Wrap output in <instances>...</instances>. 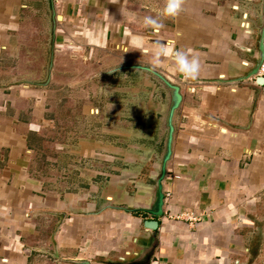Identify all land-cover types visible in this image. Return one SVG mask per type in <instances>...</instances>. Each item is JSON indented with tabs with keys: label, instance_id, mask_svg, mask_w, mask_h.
<instances>
[{
	"label": "crops",
	"instance_id": "1",
	"mask_svg": "<svg viewBox=\"0 0 264 264\" xmlns=\"http://www.w3.org/2000/svg\"><path fill=\"white\" fill-rule=\"evenodd\" d=\"M165 4L55 2L51 78L36 86L25 79L46 76L50 0H0V264H264V87L236 81L256 63L261 0H183L177 17ZM176 51L198 59L194 79ZM130 64L183 96L156 230L147 214L102 209L152 204L165 144L168 94L146 72H109ZM61 92L58 143L49 98Z\"/></svg>",
	"mask_w": 264,
	"mask_h": 264
},
{
	"label": "water",
	"instance_id": "2",
	"mask_svg": "<svg viewBox=\"0 0 264 264\" xmlns=\"http://www.w3.org/2000/svg\"><path fill=\"white\" fill-rule=\"evenodd\" d=\"M50 7H51V16H52V29H51L50 53L46 65V76L42 81H28L30 84L36 86H47L51 78V69H52L53 57H54L53 43H54V35H55L54 34L55 23L57 20L61 19V16L55 12L56 9H55L54 0H50ZM260 17L261 20H260V25L258 27L259 28L258 56L256 59V63L253 66L252 70L248 72L246 77L237 78L236 81H241L251 76H254L256 80V84H258L259 86H263L264 77L258 75V70L264 59V0H261V4H260ZM124 69H128V70L133 69V70L146 72L166 90L168 94V103L163 118V128L165 130V144L163 148V153L160 158L157 175L155 176V188H154V197L152 204L148 208L140 207V208L129 209L124 206H114L111 203H105L102 209L109 207L114 209H121L126 212H133V213L141 212L147 214L151 217V219H146L144 221V226L146 228H149L150 230H156L159 224L158 218L163 215V206H164L163 180L166 175L167 162L170 160L172 154V142L174 136L173 119L176 110L181 104L183 96L181 93V88L177 83H173L172 81L167 79L162 73L149 66H143L140 64L123 65L114 68L109 72H114L116 70H124Z\"/></svg>",
	"mask_w": 264,
	"mask_h": 264
},
{
	"label": "clouds",
	"instance_id": "3",
	"mask_svg": "<svg viewBox=\"0 0 264 264\" xmlns=\"http://www.w3.org/2000/svg\"><path fill=\"white\" fill-rule=\"evenodd\" d=\"M112 2H118V0H112ZM183 11V0H166V4L164 9L162 10V15L165 17H177ZM123 14V13H122ZM145 27L153 26V27H162L163 25L158 22L157 19L146 16L143 18ZM142 55L148 52H154V55L159 56L162 49L153 50L148 47H138ZM172 60L175 66V69L184 75L195 78L199 73V61L195 56L190 57L189 54L183 51H176Z\"/></svg>",
	"mask_w": 264,
	"mask_h": 264
},
{
	"label": "rangeland",
	"instance_id": "4",
	"mask_svg": "<svg viewBox=\"0 0 264 264\" xmlns=\"http://www.w3.org/2000/svg\"><path fill=\"white\" fill-rule=\"evenodd\" d=\"M30 50L31 49H29V48H24V56H37L35 54V52L32 55V50L31 51ZM35 64L27 63L26 67H25V70L31 71V69L35 66ZM45 67H46V64H44V63L40 64V69L42 70L41 75H43V72H45ZM96 70H97L96 67L89 66V68L87 70V75L95 72ZM25 74H27V73L25 72ZM25 80H27V81H42L44 79L28 78V79H25ZM49 101H50L49 107L52 105L51 106V108H52V111H51L52 116H51V118H52V120H54V126H55L52 129V132H53V134H55L56 138L59 139L58 143H61L60 140H62V135H63L62 124H63L64 95L61 92V94H57L56 96L50 97Z\"/></svg>",
	"mask_w": 264,
	"mask_h": 264
},
{
	"label": "built area",
	"instance_id": "5",
	"mask_svg": "<svg viewBox=\"0 0 264 264\" xmlns=\"http://www.w3.org/2000/svg\"><path fill=\"white\" fill-rule=\"evenodd\" d=\"M58 1H61V0H54V2H58ZM258 75L264 77V59H263V62L261 63L260 67H259V70H258ZM264 87V85H263ZM188 218H190L191 220L194 219L193 217L189 216Z\"/></svg>",
	"mask_w": 264,
	"mask_h": 264
}]
</instances>
